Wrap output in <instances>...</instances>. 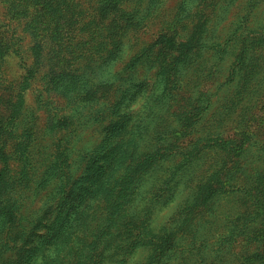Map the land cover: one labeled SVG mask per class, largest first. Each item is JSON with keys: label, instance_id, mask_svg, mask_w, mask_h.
Instances as JSON below:
<instances>
[{"label": "rangeland", "instance_id": "rangeland-1", "mask_svg": "<svg viewBox=\"0 0 264 264\" xmlns=\"http://www.w3.org/2000/svg\"><path fill=\"white\" fill-rule=\"evenodd\" d=\"M39 1L75 31L2 59L41 159L0 179V264H264V0Z\"/></svg>", "mask_w": 264, "mask_h": 264}, {"label": "trees", "instance_id": "trees-1", "mask_svg": "<svg viewBox=\"0 0 264 264\" xmlns=\"http://www.w3.org/2000/svg\"><path fill=\"white\" fill-rule=\"evenodd\" d=\"M31 1V3L27 2L23 5L24 12H21V14H23V19L20 21V23L23 20L26 21L23 27L21 25H18L16 28H14V26H11L9 29H7V24H0V70L2 69L4 63V61L2 60L3 56H5L6 53H9V51H11L12 49V45L17 42V28H22V30L26 32V34L30 37V42L33 43V47L31 45V51L32 54L35 55L36 61L43 56L48 55V52L51 49L49 46H45L43 42L51 41L52 43H54V47L52 48V50L58 48H61L63 50L65 48L63 42L65 36L66 39L69 40L68 36L72 35V33L75 31V28H73L72 24L70 23H67L66 25L64 24L62 26L60 25L61 27H50L46 25L48 23L43 24V19L41 18V1ZM11 14L13 15L14 13L11 12ZM72 15L74 14L72 13ZM76 31L77 34L84 33V30L81 27H78ZM169 39L172 38H166V40ZM79 40L81 39L76 40V38H74L73 42L75 44H78L77 41ZM79 51L81 52L82 49L80 48ZM61 52H64V50ZM1 76L2 72L0 71V179L2 180L7 176L9 167L12 165L16 157L21 158L23 167L27 166V168H23V175H26L29 172L32 173L41 157L35 159L33 157V151L30 150L34 145H37L36 143L28 146V144L25 143L24 139L16 140V136L21 133V121H23L24 119L22 118L21 120L22 108L17 105V102L13 101V96H9L7 92L4 93V90H9V88H3V86L1 85ZM68 80L69 78L67 77L66 79H64V81L58 82L55 88L61 90L66 89V84H64V82ZM14 97H17V94ZM59 123L60 122H58L57 125ZM60 142L63 143L64 141L60 139ZM63 147L68 150V147H65L64 144ZM203 204L204 203L201 202L199 206ZM169 237L171 238V236ZM159 239V237H155L153 239L147 240L146 242L156 244V246L159 247L171 244V242L166 239L157 241Z\"/></svg>", "mask_w": 264, "mask_h": 264}]
</instances>
